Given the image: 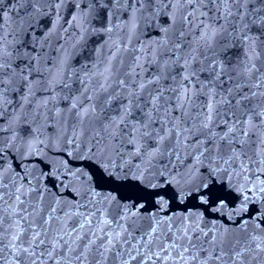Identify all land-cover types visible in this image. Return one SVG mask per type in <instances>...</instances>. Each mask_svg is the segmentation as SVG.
<instances>
[{
    "label": "snow or ice",
    "instance_id": "1",
    "mask_svg": "<svg viewBox=\"0 0 264 264\" xmlns=\"http://www.w3.org/2000/svg\"><path fill=\"white\" fill-rule=\"evenodd\" d=\"M0 264H264V0H0Z\"/></svg>",
    "mask_w": 264,
    "mask_h": 264
}]
</instances>
